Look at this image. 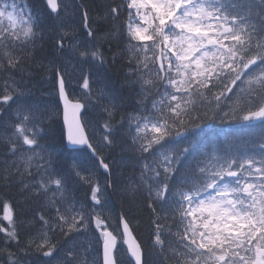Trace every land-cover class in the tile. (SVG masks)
<instances>
[{"label": "trees", "instance_id": "1", "mask_svg": "<svg viewBox=\"0 0 264 264\" xmlns=\"http://www.w3.org/2000/svg\"><path fill=\"white\" fill-rule=\"evenodd\" d=\"M8 1L19 25L0 27V264H101L97 221L116 231L119 216L139 241L143 264H198L196 245L205 248L199 202L219 186L242 190L234 182L247 178L264 204V117L253 118L264 116V0H224L242 22V40L202 75L188 73L168 47L175 18H160L155 33L137 37V0H69L55 14L46 0ZM58 72L69 97L84 104L95 155L65 147ZM25 130L36 146L21 153ZM246 196L233 194L239 212ZM249 221L238 223V243L224 239L205 250L248 252L250 263L264 249V225Z\"/></svg>", "mask_w": 264, "mask_h": 264}, {"label": "rangeland", "instance_id": "2", "mask_svg": "<svg viewBox=\"0 0 264 264\" xmlns=\"http://www.w3.org/2000/svg\"><path fill=\"white\" fill-rule=\"evenodd\" d=\"M141 10L140 24L136 26L135 34H138L141 38L147 33H155L158 30V26L155 27L152 20L153 17H158L161 14L173 13L175 16V24L178 28L177 33H174L173 41L168 45L169 48L178 47V58L184 59V64L196 66L194 72H197L204 58L208 55L206 48L214 43L210 39V35L213 31H218L219 28L215 26L214 20L218 19V16H210V10H208L207 3L199 2L197 0H138ZM69 0H56V8L70 5ZM5 7L0 6V24H3V20H7L15 25V15L12 12L6 11ZM164 9V10H163ZM167 10V11H166ZM169 10V11H168ZM227 17H230V13L225 10ZM174 19V18H173ZM174 21V20H172ZM170 25L166 22L163 26L164 31H168ZM248 67L244 68L241 73L233 72L234 76H238L247 71ZM32 133L26 131L21 135V138L26 143V149L21 153L28 152L32 144H28L27 141L31 139ZM227 189H218L217 192L209 196L200 202L197 207L198 212L206 213L208 219L207 223L213 221L214 226L225 224L230 220H234L235 212H232L231 200L228 198ZM235 225L234 223H232ZM102 224L97 221V227ZM213 230V229H212ZM211 230V231H212ZM210 231V232H211ZM230 231V230H229ZM227 231V239L230 241L239 240L235 239V234ZM121 246V238L117 237ZM116 256L120 260L121 264H129L125 251L122 247L117 248ZM125 257V258H124ZM123 258V259H122Z\"/></svg>", "mask_w": 264, "mask_h": 264}, {"label": "water", "instance_id": "3", "mask_svg": "<svg viewBox=\"0 0 264 264\" xmlns=\"http://www.w3.org/2000/svg\"><path fill=\"white\" fill-rule=\"evenodd\" d=\"M52 12L55 11L54 0H48ZM229 28H223L221 34H227ZM58 99L62 110V122L65 130V143L69 149L90 148L86 133L80 121L82 105L71 102L65 91L62 79L58 78ZM104 169L103 166H101ZM120 232L123 238V246L133 264H142L141 247L132 234L128 224L120 219ZM102 244V264H115L113 251L115 249V238L109 232H105Z\"/></svg>", "mask_w": 264, "mask_h": 264}, {"label": "bare ground", "instance_id": "4", "mask_svg": "<svg viewBox=\"0 0 264 264\" xmlns=\"http://www.w3.org/2000/svg\"><path fill=\"white\" fill-rule=\"evenodd\" d=\"M47 1V5L49 4V2H48V0H46ZM76 2V1H75ZM74 2V3H75ZM54 4L56 5V0H54ZM71 5V4H70ZM77 6V5H76ZM56 7V6H55ZM66 7V5L63 7V8H65ZM72 9H73V7H72ZM79 9V8H78ZM56 10L58 11L59 9L58 8H56ZM72 14V13H71ZM61 16V15H60ZM67 21H68V19H66ZM62 21V20H61ZM72 21V20H71ZM72 23V22H71ZM73 24V23H72ZM77 26V25H76ZM73 27H75V26H73ZM84 31L87 33V39H91V37H92V35H91V32L89 31V29H88V27H87V20H86V18H85V20H84ZM74 32V31H73ZM80 33V32H79ZM66 34V33H65ZM56 35V34H55ZM79 37V36H78ZM94 37V36H93ZM74 40V39H73ZM82 41V40H81ZM80 41V42H81ZM64 43V42H63ZM86 44V43H85ZM85 46V45H84ZM92 47V46H91ZM56 54V53H55ZM66 54V53H65ZM60 56V55H59ZM65 60V59H64ZM75 62V61H74ZM79 63V62H78ZM84 65V64H83ZM61 66V65H60ZM99 71V70H98ZM9 75V74H8ZM57 76L58 77H62L61 76V74H60V72H58L57 73ZM102 77V76H101ZM105 77V76H104ZM17 80V79H16ZM4 81V80H3ZM8 81V80H7ZM96 83V82H95ZM26 84V83H25ZM15 87V86H14ZM88 105V104H87ZM104 115V114H103ZM101 116V115H100ZM142 123V122H141ZM4 125V124H3ZM3 129V128H2ZM26 131V130H25ZM143 131V130H142ZM35 132V131H34ZM95 132H96V130H95ZM7 133V132H6ZM141 133V132H140ZM2 134V133H1ZM35 134V133H34ZM19 137V136H18ZM4 141V140H3ZM10 143V142H9ZM38 143V142H37ZM44 143V142H43ZM104 145V144H103ZM163 148V147H162ZM47 151V150H46ZM95 155V154H94ZM53 156V155H52ZM101 156H103V155H101ZM168 157V156H167ZM50 158V157H49ZM113 159V158H112ZM154 159V158H153ZM56 160V159H55ZM17 161V160H16ZM146 161V160H145ZM65 162V161H64ZM90 162V161H89ZM31 163V162H30ZM62 165V164H61ZM60 167V166H59ZM63 167V166H62ZM115 167H117V166H115ZM113 168V167H112ZM24 170V169H23ZM68 170V169H67ZM69 171V170H68ZM66 172V171H65ZM96 172V171H95ZM20 173V172H19ZM142 173V172H141ZM73 174V173H72ZM95 174V173H94ZM49 175V174H48ZM71 175V174H70ZM59 176V175H58ZM74 176V175H73ZM96 176H98V175H96ZM104 176V175H103ZM144 176V175H143ZM37 177V176H36ZM89 177V176H88ZM89 180V179H88ZM97 180V179H96ZM96 180H94V181H96ZM144 180V179H143ZM146 180V179H145ZM104 182H105V180H103ZM53 182V181H52ZM97 182H99V184L101 185V181H99V180H97ZM107 182V181H106ZM111 182V181H110ZM39 183V182H38ZM88 183V182H87ZM73 185V184H72ZM59 190V189H58ZM86 190V189H85ZM57 191V190H56ZM76 191V190H75ZM148 192V191H147ZM35 193H36V191H35ZM62 193V192H61ZM112 194V193H111ZM107 195V194H106ZM47 196V195H46ZM108 196V195H107ZM106 196V198L108 199V197ZM114 199V198H113ZM109 200V199H108ZM108 200H106V201H108ZM112 202V201H111ZM54 204V203H53ZM111 204V203H110ZM32 206V205H31ZM114 206V205H113ZM115 207V206H114ZM35 208V207H34ZM111 211V210H110ZM113 211V210H112ZM113 213V212H112ZM121 214V213H120ZM119 219H123L124 221H126L127 222V220L123 217V216H119L118 217V220ZM100 221V220H99ZM128 223V222H127ZM70 226V225H69ZM112 229L113 228H116V227H111ZM138 236V235H137ZM81 237V236H80ZM72 240V239H71ZM39 242V241H38ZM147 242V241H146ZM59 243V242H58ZM65 245V244H64ZM67 246V245H66ZM147 249V248H146ZM154 254H156V253H154ZM153 254V255H154ZM145 256V255H144ZM123 259V258H122ZM157 259H158V257H157ZM156 260V259H155ZM144 261H145V259H144ZM153 261V260H152ZM155 262H157V260L155 261Z\"/></svg>", "mask_w": 264, "mask_h": 264}]
</instances>
